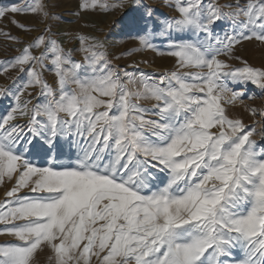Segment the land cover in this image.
<instances>
[{"label":"snow or ice","instance_id":"obj_1","mask_svg":"<svg viewBox=\"0 0 264 264\" xmlns=\"http://www.w3.org/2000/svg\"><path fill=\"white\" fill-rule=\"evenodd\" d=\"M58 6L0 9L36 21L0 30L15 46L0 61V264H264V108L232 87L264 92L240 54L264 47V0H165L169 16L76 0L71 21ZM126 8L135 48L71 27ZM143 52L171 68L122 63Z\"/></svg>","mask_w":264,"mask_h":264},{"label":"rangeland","instance_id":"obj_2","mask_svg":"<svg viewBox=\"0 0 264 264\" xmlns=\"http://www.w3.org/2000/svg\"><path fill=\"white\" fill-rule=\"evenodd\" d=\"M58 3V7L55 11L58 14H61L64 21L74 20L75 17L70 15L76 6V0H55ZM220 3H228L229 0H219ZM22 3V0H0V9L11 7L13 5L19 6ZM144 3L150 4L153 8H155L158 12L163 13L165 16L174 15V13L165 6V0H144ZM130 8H126L124 12H116L112 14H96V15H86L82 20L78 21L76 24L71 25L73 28L80 29L81 31H95V34L100 38H106L109 40L111 44L114 45L113 50L117 53L123 52L126 49L137 47V42L133 39H130L127 35L122 34L121 28L122 25L119 23L122 18L125 16V13L130 12ZM17 19L26 25L36 26V21L30 16H15L12 14L6 15L3 19H0V30L10 32L12 35L20 36L22 35L16 27H14L9 21L11 19ZM88 22V27H83L84 22ZM96 26V29H92V25ZM62 27H69L68 24H62ZM32 35H35L33 33ZM25 40L31 39L30 36H23ZM14 45H11L9 41L0 37V61H3L9 56L15 55L13 51ZM241 55H243L252 65L254 66H264V47H257L254 43H246L241 50ZM140 60H149L152 62V66L148 65H140V70L145 72H154L159 73L167 68H171L172 60L166 57H160L152 52H143L137 53L135 56L131 58V60H127L122 63H134L139 62ZM131 70V69H129ZM49 80H51V75H49ZM10 83V81H6L4 76H0V85ZM232 87L237 90H241L245 92L246 98L244 103L249 105L257 110L264 108V92H262L259 88L250 83L247 85H232ZM251 97V98H248ZM10 101L3 100L0 101V114H3L4 111L8 108ZM237 111H240L237 108ZM241 115L245 119L246 122L251 123V116L248 113L241 112ZM258 143L259 138L257 137ZM35 150H39V145H37ZM0 198H2V191H0Z\"/></svg>","mask_w":264,"mask_h":264},{"label":"crops","instance_id":"obj_3","mask_svg":"<svg viewBox=\"0 0 264 264\" xmlns=\"http://www.w3.org/2000/svg\"><path fill=\"white\" fill-rule=\"evenodd\" d=\"M0 239H3V238H0Z\"/></svg>","mask_w":264,"mask_h":264},{"label":"bare ground","instance_id":"obj_4","mask_svg":"<svg viewBox=\"0 0 264 264\" xmlns=\"http://www.w3.org/2000/svg\"><path fill=\"white\" fill-rule=\"evenodd\" d=\"M6 107H8V106H6Z\"/></svg>","mask_w":264,"mask_h":264}]
</instances>
